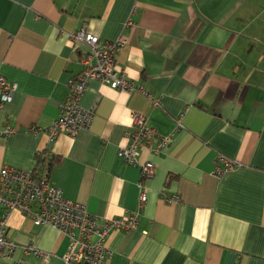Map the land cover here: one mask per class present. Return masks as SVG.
Wrapping results in <instances>:
<instances>
[{"label": "crops", "instance_id": "obj_1", "mask_svg": "<svg viewBox=\"0 0 264 264\" xmlns=\"http://www.w3.org/2000/svg\"><path fill=\"white\" fill-rule=\"evenodd\" d=\"M80 30L125 38L116 66L144 91L90 80V128L51 138L87 50L69 37ZM0 77L16 85L0 102V133L14 129L0 134V169L34 172L42 156L49 184L100 218L126 216L146 191L137 228L108 237L105 264H264V0H0ZM134 114L154 130L138 150L154 165L147 178L117 154ZM217 154L240 167L214 177ZM5 236L51 254L17 248L8 262L64 264L68 238L50 226L14 210Z\"/></svg>", "mask_w": 264, "mask_h": 264}, {"label": "built area", "instance_id": "obj_2", "mask_svg": "<svg viewBox=\"0 0 264 264\" xmlns=\"http://www.w3.org/2000/svg\"><path fill=\"white\" fill-rule=\"evenodd\" d=\"M131 25L127 22L126 26ZM74 42L87 47L81 54V70L67 81V95L59 105L57 118L47 129L51 138L59 132L74 136L80 130L90 128L94 119V109L81 106V98L90 80H98L109 87L126 91L143 92L142 86L136 85L125 76L123 70L116 66V53L126 44V39L118 37L114 41H100L96 36L83 30L69 34ZM16 89L14 83L0 77V102L10 101ZM154 106L159 105V98H152ZM176 121V128H180ZM131 131L127 133L128 142L117 150L118 156L130 166H139L142 178L151 177L154 165L150 162L140 164L139 147L149 143L154 130L146 125L143 115L134 114ZM31 131H38L29 127ZM14 129L6 128L0 134L9 135ZM170 137L162 138L157 148H163L170 142ZM240 167V163L222 154H217L212 175L220 178L226 172ZM147 199L146 191L140 188L137 207L123 217L100 218L90 213L80 202L63 197L60 189L49 184L46 176H35L33 172L11 166L0 169V207L4 209L0 221V261L13 259L15 251L20 248L25 255L35 256L47 261L51 254L32 244L18 247L5 236L6 221L10 211H18L36 226H50L68 238V247L62 261L64 264H105L108 249L106 241L113 231L137 228L140 209ZM167 202L178 201V196L164 199Z\"/></svg>", "mask_w": 264, "mask_h": 264}, {"label": "trees", "instance_id": "obj_3", "mask_svg": "<svg viewBox=\"0 0 264 264\" xmlns=\"http://www.w3.org/2000/svg\"><path fill=\"white\" fill-rule=\"evenodd\" d=\"M80 72V71H79ZM36 163H37V166H36V168H35V171L33 172V174L35 175V176H46L47 177V172H48V169H47V167H46V165H44L45 163H44V161H43V159H42V156H38L37 157V159H36ZM21 252H22V250H21ZM15 253H16V251H15ZM22 254L23 255H25L23 252H22ZM15 255V254H14ZM25 256H29V255H25ZM32 256V255H31ZM14 257V256H13ZM32 257H35V256H32ZM35 258H37V257H35ZM37 259H39V258H37ZM39 260H41V259H39ZM4 262H6V263H4ZM0 263L1 264H14V263H12V262H8V261H0ZM15 264H21V262L20 261H18V262H16Z\"/></svg>", "mask_w": 264, "mask_h": 264}, {"label": "rangeland", "instance_id": "obj_4", "mask_svg": "<svg viewBox=\"0 0 264 264\" xmlns=\"http://www.w3.org/2000/svg\"><path fill=\"white\" fill-rule=\"evenodd\" d=\"M16 90V89H15ZM15 92V91H14ZM84 93V92H83ZM14 94V93H13ZM13 97V96H12ZM12 99V98H11ZM11 101V100H10ZM1 104V103H0Z\"/></svg>", "mask_w": 264, "mask_h": 264}]
</instances>
